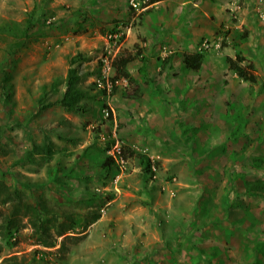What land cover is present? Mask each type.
<instances>
[{"label":"rangeland","instance_id":"1","mask_svg":"<svg viewBox=\"0 0 264 264\" xmlns=\"http://www.w3.org/2000/svg\"><path fill=\"white\" fill-rule=\"evenodd\" d=\"M160 1L0 0V183L17 193L0 195V264H264V43L245 22L232 38L242 15L264 28V0H232L193 47ZM204 39L217 63L186 67ZM253 50L249 83L224 58ZM107 53L135 57L132 82L102 76ZM115 144L123 169L103 167Z\"/></svg>","mask_w":264,"mask_h":264},{"label":"crops","instance_id":"2","mask_svg":"<svg viewBox=\"0 0 264 264\" xmlns=\"http://www.w3.org/2000/svg\"><path fill=\"white\" fill-rule=\"evenodd\" d=\"M176 3H173L174 7L172 9L163 10V12L159 15V25H166L172 29V37H174L175 42L179 44H188L189 47H193L197 39L210 37L214 35L219 29L220 25L225 21H228L229 17L226 14V6L231 3L232 0H174ZM161 2V1H158ZM157 3V2H156ZM215 4V5H213ZM180 6H185L186 11L183 13H175L174 10L178 9ZM181 10V8H180ZM183 13V14H182ZM246 23V27H250L247 32L245 39L248 41H256V48L258 44L264 43V28L260 29L252 16L245 17L242 15L238 21H234V25L236 31L232 38H236V36L240 33L237 28L243 23ZM251 27H253L251 29ZM173 40V39H171ZM264 52V51H263ZM229 57V55L225 56ZM205 60L201 62L199 66V70L206 65H210L212 63H217L214 55H205ZM224 58V59H225ZM246 58V57H245ZM207 59V60H206ZM209 59V60H208ZM247 61L253 64L256 71L255 64L257 63V56L255 54V50L249 53V59L246 58ZM204 62V65H203ZM260 62V61H259ZM144 68V64L142 65ZM143 69H138V72ZM145 70V69H144ZM203 70V69H202ZM259 77V76H257ZM28 175L30 173H27ZM81 198V197H76ZM100 219L96 220L92 224L88 226V228L98 224Z\"/></svg>","mask_w":264,"mask_h":264},{"label":"trees","instance_id":"3","mask_svg":"<svg viewBox=\"0 0 264 264\" xmlns=\"http://www.w3.org/2000/svg\"><path fill=\"white\" fill-rule=\"evenodd\" d=\"M160 1V0H155ZM245 33L242 35V39H245ZM203 55L194 53L186 57L185 61L183 62L184 65L192 70H198L199 66L201 65V62L203 61ZM135 59V57L131 55H125L123 53H120L116 56L115 60L113 61V67L115 69V77L112 79V81L119 80V79H125L129 82H132V77L128 71V66L131 64V62ZM245 61V65H242ZM225 62L227 64V69L230 71H234L236 75L249 83H255L256 82V75L252 72L254 71V66L252 63L247 62L246 59L240 54V52L235 53V58L226 57ZM69 72L71 70L69 69ZM140 73H143V71H140ZM71 77V75H70ZM69 77L67 84H70L71 78ZM140 164L142 165V171L144 175H149L150 172V160L144 156V155H138L136 156ZM114 160L111 156L106 158V161L103 165V167L110 168L113 166ZM8 187L4 186L2 183H0V195H4L6 199L4 200V203L7 202V200L12 201L13 196H17V193L15 191L10 192V190H7ZM47 244V243H46Z\"/></svg>","mask_w":264,"mask_h":264},{"label":"built area","instance_id":"4","mask_svg":"<svg viewBox=\"0 0 264 264\" xmlns=\"http://www.w3.org/2000/svg\"><path fill=\"white\" fill-rule=\"evenodd\" d=\"M132 6H135V5H132ZM219 50V44L217 45H214L212 42H210L208 39H204L201 41L199 47H198V52H208V51H211V50ZM108 55H103L101 58H100V71L102 73V76L104 73L110 71V70H115L114 67H113V57L112 58H109V53H107ZM119 80H122V81H125V79H119ZM127 81V80H126ZM98 87L99 88H104L102 87V83L101 82H98ZM105 88L107 91H110L111 90V84L109 83L108 79L105 81ZM107 115V113H106ZM111 157L113 158L115 164L117 167L119 168H124V162H123V158L121 156V151L119 150L118 146L115 144V147L112 149L111 153H110ZM150 170L151 172H154V166L151 165L150 167ZM153 178H155V175L152 176Z\"/></svg>","mask_w":264,"mask_h":264},{"label":"clouds","instance_id":"5","mask_svg":"<svg viewBox=\"0 0 264 264\" xmlns=\"http://www.w3.org/2000/svg\"><path fill=\"white\" fill-rule=\"evenodd\" d=\"M201 43V42H200ZM198 47H199V45H198ZM198 47H197V49H198ZM208 52H213V51H208ZM196 53H198V54H203V53H206V52H198V50H197V52Z\"/></svg>","mask_w":264,"mask_h":264}]
</instances>
